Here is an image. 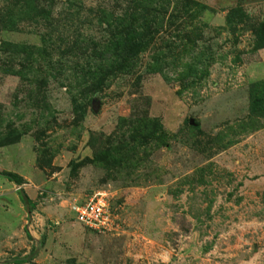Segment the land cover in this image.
Instances as JSON below:
<instances>
[{
	"label": "rangeland",
	"instance_id": "374dc122",
	"mask_svg": "<svg viewBox=\"0 0 264 264\" xmlns=\"http://www.w3.org/2000/svg\"><path fill=\"white\" fill-rule=\"evenodd\" d=\"M262 49L264 0H0V264H264Z\"/></svg>",
	"mask_w": 264,
	"mask_h": 264
},
{
	"label": "built area",
	"instance_id": "2783aa9c",
	"mask_svg": "<svg viewBox=\"0 0 264 264\" xmlns=\"http://www.w3.org/2000/svg\"><path fill=\"white\" fill-rule=\"evenodd\" d=\"M71 213L74 223L90 231H111L114 225L113 215L100 193L94 194L83 204L73 205Z\"/></svg>",
	"mask_w": 264,
	"mask_h": 264
},
{
	"label": "crops",
	"instance_id": "0c3cea01",
	"mask_svg": "<svg viewBox=\"0 0 264 264\" xmlns=\"http://www.w3.org/2000/svg\"><path fill=\"white\" fill-rule=\"evenodd\" d=\"M260 64L251 69L252 81L264 78V49L259 52Z\"/></svg>",
	"mask_w": 264,
	"mask_h": 264
},
{
	"label": "trees",
	"instance_id": "16d2710c",
	"mask_svg": "<svg viewBox=\"0 0 264 264\" xmlns=\"http://www.w3.org/2000/svg\"><path fill=\"white\" fill-rule=\"evenodd\" d=\"M156 13H157V12H156ZM129 34H130V33H129ZM132 34H133V33H132ZM132 34H130V35H132ZM135 39H136L135 37L132 38V40H135Z\"/></svg>",
	"mask_w": 264,
	"mask_h": 264
}]
</instances>
